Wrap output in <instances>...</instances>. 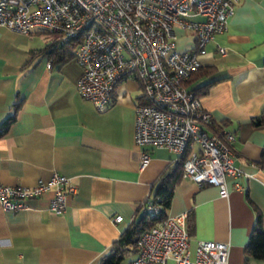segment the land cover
<instances>
[{"label":"crops","instance_id":"0c3cea01","mask_svg":"<svg viewBox=\"0 0 264 264\" xmlns=\"http://www.w3.org/2000/svg\"><path fill=\"white\" fill-rule=\"evenodd\" d=\"M232 14L226 29L198 53L199 66L212 72L191 76L187 89L215 81L200 96V105L221 134L234 136L233 166L242 171V188L234 190L235 180L228 176V195L221 197L217 186L197 188L181 178L166 215H187L191 250L198 241H219L228 244V264H244L243 246L256 213L264 231V163L258 166L264 125L251 122L264 108V0H238ZM172 29L177 51L195 46L192 32ZM41 31L23 35L0 27V123L16 98L22 99L15 119L0 134V183L29 187L57 172L77 188L66 197L61 215L48 210L51 190L25 200V210L0 206V264H98L140 217L142 210L136 214L135 208L152 198L164 169L178 155L150 147L149 162L140 169L132 133L134 106L143 102L140 84L132 76L121 78L106 110L94 109L76 94L81 71L75 60L52 64L39 53L58 38L40 36ZM115 215L122 218L117 223L112 222ZM165 264L175 262L168 258Z\"/></svg>","mask_w":264,"mask_h":264},{"label":"built area","instance_id":"2783aa9c","mask_svg":"<svg viewBox=\"0 0 264 264\" xmlns=\"http://www.w3.org/2000/svg\"><path fill=\"white\" fill-rule=\"evenodd\" d=\"M238 0H0V27L29 35L31 30L57 34L58 43L79 40L72 59L81 71L76 94L100 112L111 103V91L121 78L132 76L141 86L143 102L135 104L133 145L140 169L148 162L147 149L165 148L174 155L186 153L182 178L197 188L217 186L228 195L226 180L240 190L241 169L233 166L232 134H210V113L200 97L184 87L198 71V53L209 39L226 29ZM172 27L194 34L191 50L177 51ZM218 52L224 54L223 48ZM35 184L0 183L3 211L27 208L25 200L52 191L49 211L61 215L66 197L76 186L64 174L51 172ZM143 211L157 214L151 199ZM186 214L168 216L142 231L128 264H228V244L198 241L189 248ZM115 215L112 222H119Z\"/></svg>","mask_w":264,"mask_h":264},{"label":"trees","instance_id":"16d2710c","mask_svg":"<svg viewBox=\"0 0 264 264\" xmlns=\"http://www.w3.org/2000/svg\"><path fill=\"white\" fill-rule=\"evenodd\" d=\"M43 31L46 30L43 29ZM46 32L50 33L48 31ZM58 42V39H56L51 43L44 44V48L39 51V53L42 55L46 54L51 60L52 64H62L70 60V58L73 57V54L75 53L78 42L80 41L71 39L69 42H65L63 44H59ZM261 64L264 67V57L261 60ZM200 70L202 72H200ZM212 70V67H200L198 71L194 72L191 76H194L198 73H201L202 75H208L212 72ZM191 76H189V78ZM188 83L189 82L186 79L185 83L183 84L185 88L187 87ZM212 83H215V81L211 80V82H208L202 86L200 85L197 89L188 91L200 97L207 94V89ZM21 102L22 99L16 98L12 111L8 113L5 119L0 123V127L3 128L0 134H2L7 129L9 122H12L15 119L17 110L21 106ZM251 122L254 127L264 125V108L256 117L251 118ZM205 129L211 134L220 133V130L216 127L214 122H211L205 127ZM186 153H183L181 156H179L172 166L165 168L162 176L157 181L158 184L154 192H152L151 201H153L154 205L159 208L158 213L152 214L143 211L142 206L144 203H140L139 206L135 208L136 214L142 210L140 217H138L135 221H132V223L129 224L128 227L118 235L119 237H117L111 245L109 253L103 255V257L98 261V264H121L124 257H126L129 253H135L134 244L136 239L139 237V234L142 231L150 229L154 224L161 222V220L166 217V209L171 202V194L178 181L182 178V165L184 159L186 158ZM262 153V158L258 163V166H261L264 163V151ZM255 217L254 225L251 228V231L243 246L242 255L244 256V264H249L251 260L264 262V231L261 229V217H259V213H256Z\"/></svg>","mask_w":264,"mask_h":264},{"label":"rangeland","instance_id":"374dc122","mask_svg":"<svg viewBox=\"0 0 264 264\" xmlns=\"http://www.w3.org/2000/svg\"><path fill=\"white\" fill-rule=\"evenodd\" d=\"M40 36L47 35V37L54 38L55 34L47 33L46 31H41L38 33ZM42 38V37H41Z\"/></svg>","mask_w":264,"mask_h":264}]
</instances>
